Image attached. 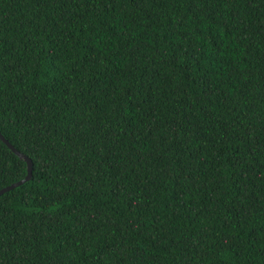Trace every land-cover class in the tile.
I'll list each match as a JSON object with an SVG mask.
<instances>
[{
  "label": "trees",
  "instance_id": "obj_1",
  "mask_svg": "<svg viewBox=\"0 0 264 264\" xmlns=\"http://www.w3.org/2000/svg\"><path fill=\"white\" fill-rule=\"evenodd\" d=\"M0 132V264H264V0H0Z\"/></svg>",
  "mask_w": 264,
  "mask_h": 264
},
{
  "label": "water",
  "instance_id": "obj_2",
  "mask_svg": "<svg viewBox=\"0 0 264 264\" xmlns=\"http://www.w3.org/2000/svg\"><path fill=\"white\" fill-rule=\"evenodd\" d=\"M0 138L2 140H4L18 155H20L22 158H24L28 162V173H27V175L23 179H21V180H19L17 182H14V183L6 186V187L1 188L0 189V194H1V193L5 192V191H8V190L14 188L15 186H18V185L24 183L25 181H27V180H29L31 178V176H32V160H31L30 157L26 156L25 154L21 153L17 148H15L8 141V139H6V137L1 132H0Z\"/></svg>",
  "mask_w": 264,
  "mask_h": 264
}]
</instances>
